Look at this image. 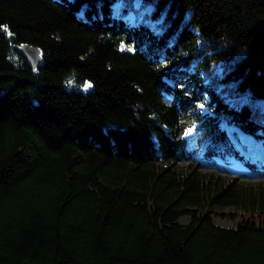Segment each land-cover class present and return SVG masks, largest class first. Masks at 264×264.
I'll list each match as a JSON object with an SVG mask.
<instances>
[{
	"label": "trees",
	"instance_id": "16d2710c",
	"mask_svg": "<svg viewBox=\"0 0 264 264\" xmlns=\"http://www.w3.org/2000/svg\"><path fill=\"white\" fill-rule=\"evenodd\" d=\"M114 1L0 0V264H264V180L209 171L264 179L220 124L264 144L221 95L264 98V0H140L159 30Z\"/></svg>",
	"mask_w": 264,
	"mask_h": 264
},
{
	"label": "rangeland",
	"instance_id": "374dc122",
	"mask_svg": "<svg viewBox=\"0 0 264 264\" xmlns=\"http://www.w3.org/2000/svg\"><path fill=\"white\" fill-rule=\"evenodd\" d=\"M117 1L120 2L118 7H113V3ZM111 7L112 12L117 13L119 16H122L127 22H134L136 23L139 19L141 23L152 26L153 29H160L162 26L157 25V22L160 20L162 12H154L153 14L149 13L151 8L150 4L143 3L139 5L140 0H115ZM221 63L218 61L215 63L210 72L207 70L204 71V74L209 77V75H215L216 77H220L224 74V71L221 70ZM208 83V84H212ZM220 86H228L230 81H219ZM190 93H196L199 88L197 86H192L189 88ZM204 98L208 99L207 93H203ZM223 96L222 102L226 101L228 105L238 107L240 102H248L249 114L250 117L255 118L258 122L264 121V98H250L245 97V93L235 92L229 93L227 88H223L221 92ZM231 95H234L232 97ZM197 107L206 110V105L204 102L200 101L197 104ZM221 126L225 127L229 138L231 139L232 143L238 149V151L243 155V157L252 165H262L264 164V144L261 140L254 138L248 133L243 132L237 126L233 124H227L225 120L220 122ZM195 124L186 120L185 125L182 130V135L189 137L191 135L192 130L194 129ZM251 157H248V156ZM218 163L223 167L222 171H218L216 169H209L221 177H224L226 180L237 179L242 181L248 185L256 186L259 182L264 180L261 177L252 176L249 174L246 166L238 160H234L232 157H227L224 160H218ZM188 164V161H183L178 164V167L184 168ZM229 207H226V209ZM214 223L223 225V226H234L235 222L231 219L226 218H219V217H212ZM179 221L182 223H186L188 221V216L183 215L179 217Z\"/></svg>",
	"mask_w": 264,
	"mask_h": 264
},
{
	"label": "water",
	"instance_id": "95a60500",
	"mask_svg": "<svg viewBox=\"0 0 264 264\" xmlns=\"http://www.w3.org/2000/svg\"><path fill=\"white\" fill-rule=\"evenodd\" d=\"M19 49L32 66H36L40 62L41 54L38 46L24 42L19 45ZM226 123L229 124L228 122ZM193 131L194 129L192 130V132Z\"/></svg>",
	"mask_w": 264,
	"mask_h": 264
},
{
	"label": "bare ground",
	"instance_id": "6f19581e",
	"mask_svg": "<svg viewBox=\"0 0 264 264\" xmlns=\"http://www.w3.org/2000/svg\"><path fill=\"white\" fill-rule=\"evenodd\" d=\"M248 157H251L250 155Z\"/></svg>",
	"mask_w": 264,
	"mask_h": 264
},
{
	"label": "snow or ice",
	"instance_id": "6c2138e0",
	"mask_svg": "<svg viewBox=\"0 0 264 264\" xmlns=\"http://www.w3.org/2000/svg\"><path fill=\"white\" fill-rule=\"evenodd\" d=\"M90 86V85H89Z\"/></svg>",
	"mask_w": 264,
	"mask_h": 264
}]
</instances>
